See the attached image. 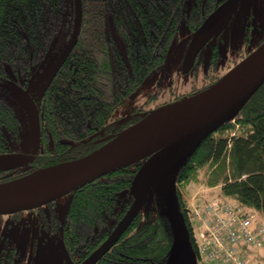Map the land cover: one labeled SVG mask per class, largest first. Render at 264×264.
I'll use <instances>...</instances> for the list:
<instances>
[{"label": "trees", "instance_id": "obj_1", "mask_svg": "<svg viewBox=\"0 0 264 264\" xmlns=\"http://www.w3.org/2000/svg\"><path fill=\"white\" fill-rule=\"evenodd\" d=\"M224 1L82 0L78 41L49 86L36 94L39 139L36 132L25 134L16 106L0 93V153L25 151L29 142L27 152L35 155L30 162L2 172L5 176L0 182L89 155L156 107L159 102L152 104L150 96L129 115H116L148 76L168 65L181 41L186 40L188 46L196 29ZM76 15V0H0V84L14 81L27 87L46 65L52 66L70 39ZM252 16L250 13L243 23L246 41L252 42L256 27L261 29L260 36L234 65L221 64V43L217 42L204 68L196 62L189 70L202 74L206 79L203 87L264 43V24L258 26ZM183 26L188 33L180 39ZM202 86L195 83L170 100ZM108 134L112 135L106 137ZM183 145H189V150L175 171L176 191L197 264H205L186 198L192 183L219 186L228 199L264 216V82L234 117ZM146 160L110 171L75 190L61 229L63 245L73 261L87 258L129 209ZM173 252V232L161 196L154 211L145 213L142 208L96 264H167ZM19 254V248L11 246L0 254V264H19Z\"/></svg>", "mask_w": 264, "mask_h": 264}, {"label": "water", "instance_id": "obj_2", "mask_svg": "<svg viewBox=\"0 0 264 264\" xmlns=\"http://www.w3.org/2000/svg\"><path fill=\"white\" fill-rule=\"evenodd\" d=\"M239 1L226 0L222 2L196 29L188 43L184 56L183 69L185 71L191 69L199 52L209 40L214 35L220 34L228 28L234 14L237 12ZM188 5L190 8L191 1H189ZM76 9L77 15L73 32L68 43L52 64L43 89H46L52 82L78 41L83 16L82 0H76ZM178 48L179 44L176 46L168 65L175 57ZM263 82L264 43L207 87L193 94L154 107L93 153L72 162L56 165L67 166L85 159L75 169L66 170L53 180L30 187L12 186L13 182L30 174L0 183V215L38 208L73 192L80 186L110 171L147 159L141 171L140 184L135 199L107 238L87 258L78 263L73 261L63 245L65 258L69 264H96L120 239L144 207L155 177L159 158L174 146L197 141L205 131L212 129L225 119L234 117ZM13 85L15 93L23 100L28 110L31 131L36 132L39 139L41 131L40 114L36 99L31 93L33 83L30 82L27 87L18 83H13ZM137 93L134 92L132 96H136ZM214 106L226 107L227 111L209 120L202 128L191 134L184 141L175 143L171 139H166L144 149L143 145L146 135L159 124L180 114L198 112ZM202 131L203 133H201ZM34 158V154L27 152L1 153L0 170H10L22 166ZM162 197L174 238V252L171 264H197L198 256L192 245L186 219L180 209L178 193L172 184H168L163 189Z\"/></svg>", "mask_w": 264, "mask_h": 264}, {"label": "rangeland", "instance_id": "obj_3", "mask_svg": "<svg viewBox=\"0 0 264 264\" xmlns=\"http://www.w3.org/2000/svg\"><path fill=\"white\" fill-rule=\"evenodd\" d=\"M240 1L242 3V8L237 11L231 27L228 28L220 38H218V41L221 43V64H226L225 66L234 65V61L240 57V54L246 51V49H252L256 43L258 38L256 33L257 28L252 37V42L246 43L245 41L246 38L244 36L245 31L243 29V23L247 16L252 13L253 16L251 21L256 23V19L253 17L257 16L259 20L258 15L260 13L264 14V0ZM259 6L261 8H259ZM186 33H188V30L183 26L180 33V39H183L186 36ZM210 47L211 46L209 45L205 48L203 59L206 55L211 53ZM186 49V40H183L179 43V48L171 64L163 67L161 69L162 73H159V76L156 75L158 71L148 76L140 87L138 94L136 96L128 97L125 103L117 109L116 115H129L136 105L146 104V101L150 96L153 97L154 102H152V104H154L170 98L174 93L188 90L193 81L195 83L200 82L202 80V74L198 73V76L194 77L193 72H184L181 66V61L185 55ZM202 66L203 64L201 67ZM50 68L51 66L46 65L43 70L36 74L31 89L32 93L36 94L43 90L46 85ZM0 92L5 93L14 102L22 116L25 134L30 135L29 114L23 100L15 93V89L7 82L0 84ZM30 144L31 143L27 142L24 145L25 151L29 150ZM188 150L189 145L174 146L159 158L155 177L144 205L145 213L154 211L155 203L161 200L162 191L168 184H172L173 188L176 189L175 171L184 160ZM139 184L140 177L137 182V189ZM220 192L219 186L208 187L203 181H200L192 183L189 186L186 198L188 201H192L196 194L201 195V197H210L215 194H220ZM71 197V193L66 194L56 199L55 204L52 205L57 210L60 217L65 215ZM49 209L50 207L45 204V206L39 210L34 208L23 210L15 216L12 214L3 215V218L0 219V254L5 252L11 246H17L20 250L18 257L19 264H69L65 258L60 234L49 235L43 232L42 238L38 241L40 215H42L44 211L48 212ZM240 253L246 258L247 264H264V244H243ZM172 259L173 256L169 259L167 264H171Z\"/></svg>", "mask_w": 264, "mask_h": 264}, {"label": "built area", "instance_id": "obj_4", "mask_svg": "<svg viewBox=\"0 0 264 264\" xmlns=\"http://www.w3.org/2000/svg\"><path fill=\"white\" fill-rule=\"evenodd\" d=\"M191 216L194 237L205 264H247L240 250L243 244H264V216L222 194H196Z\"/></svg>", "mask_w": 264, "mask_h": 264}, {"label": "bare ground", "instance_id": "obj_5", "mask_svg": "<svg viewBox=\"0 0 264 264\" xmlns=\"http://www.w3.org/2000/svg\"><path fill=\"white\" fill-rule=\"evenodd\" d=\"M227 111L226 107H210L198 112H191L174 116L148 132L144 140V149L166 140L171 139L175 143L184 141L191 134L202 128L209 120ZM85 159L76 161L67 166H52L36 171L29 176L12 183L13 187H30L48 182L58 177L66 170L75 169Z\"/></svg>", "mask_w": 264, "mask_h": 264}, {"label": "flooded vegetation", "instance_id": "obj_6", "mask_svg": "<svg viewBox=\"0 0 264 264\" xmlns=\"http://www.w3.org/2000/svg\"><path fill=\"white\" fill-rule=\"evenodd\" d=\"M242 8V3H241V1H239V4H238V9H237V11L239 10V9H241ZM259 8H261L260 6H259ZM255 14H256V12H255ZM235 17H236V13L234 14V16H233V18H232V20H231V22H230V25L228 26V28H230L231 27V24L233 23V20L235 19ZM258 17H259V20H258V18H257V16L256 17H254L255 19H256V22H257V24H258V26H259V24L260 25H262V24H264V14H259L258 15ZM257 28V31H256V33H257V36H258V38H259V36H260V33H261V29L259 28L258 29V27H256ZM263 31V30H262ZM224 32V31H223ZM218 38H220V37H217V38H212L211 40H209V42L202 48V50L199 52V56H197V58H196V60H195V62H194V64L196 63V62H198V63H200V67H201V65L203 64V68H204V66H205V64H207L206 63V61L208 60V58L210 57V55H211V53H212V49H213V47H214V45H216V43L217 42H220V41H218L219 39ZM246 41V40H245ZM190 42V41H189ZM246 43H248L247 41H246ZM211 46L210 48H211V53L209 54V55H206L205 56V54H206V52H205V54H204V59H203V53H204V50H205V48L207 47V46ZM187 50V49H186ZM185 53H186V51H185ZM220 54H221V52H220ZM185 56V55H184ZM184 56H183V58H182V63H181V66H182V68H183V60H184ZM222 56V55H221ZM194 64H193V66H194ZM223 66H225L226 64H222ZM192 66V67H193ZM192 67H191V69H189V70H192ZM184 70V69H183ZM189 70H187V71H185L184 70V72H188ZM205 71V70H204ZM190 72H192V71H190ZM200 72V71H199ZM206 72V71H205ZM159 73H162V70H159L158 72H157V76H159ZM193 76L194 77H197L198 76V74L196 73V72H193ZM201 81L200 82H198V83H196V84H198L199 86H202V83L206 80L205 78L203 79V76L201 77ZM13 83H17V82H14V81H10L8 84L9 85H11L13 88H14V85H13ZM195 84V82L193 81V83H192V85H194ZM191 85V86H192ZM189 87V89L188 90H186V91H183L184 93H186L187 91H189L192 87ZM205 87H207V86H205ZM205 87H203L202 86V88H200V89H198V90H201V89H203V88H205ZM31 89H32V87H31ZM198 90H195V91H193L192 93H189V94H186L185 96H187V95H190V94H193V93H195L196 91H198ZM32 92V91H31ZM1 93V92H0ZM2 95H4V96H6V97H8L5 93H1ZM34 94V93H33ZM37 94V93H36ZM36 94H34L35 95V98L37 97L36 96ZM138 94V93H137ZM184 97V96H183ZM9 98V97H8ZM10 100H11V98H9ZM175 100V99H174ZM12 101V100H11ZM170 101H173V99L172 100H170V98H167V99H164V100H162V101H160L159 103H158V105H160V104H163V103H167V102H170ZM13 102V101H12ZM14 103V102H13ZM15 105V104H14ZM157 105V106H158ZM153 109V108H152ZM16 110H17V112H18V115H20V117L22 118V116H21V114L19 113V111H18V109H17V107H16ZM151 110V109H150ZM110 135H112V134H108V135H106V137H109ZM10 152H27V151H10ZM2 153V152H1ZM0 153V154H1ZM3 153H7V152H3ZM27 153H31L30 151L29 152H27ZM31 154H33V153H31ZM14 169V168H13ZM11 170V169H10ZM4 171H7V170H0V179L1 178H3L5 175H4V173H2V172H4ZM0 183H3V182H0ZM74 192H75V190L73 191V192H71V195H73L74 194ZM53 204H55V201H53V202H50V203H48L47 205L50 207V209H49V211L48 212H45L44 211V213L42 214V215H40V223H39V228H38V241H40V239L42 238V236H43V232H45V233H47V234H49V235H61V229H62V227H63V224H62V222L64 221V216L63 217H60L59 216V214L57 213V210L52 206ZM45 205H42V206H40V207H38L37 208V210H39V209H42L43 207H44ZM34 209V208H33ZM21 211H19V212H16V213H13L12 215H16V214H18V213H20ZM3 215H5V214H2V215H0V219L1 218H3ZM61 238H62V235H61ZM62 244H63V242H62Z\"/></svg>", "mask_w": 264, "mask_h": 264}]
</instances>
